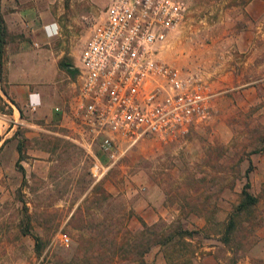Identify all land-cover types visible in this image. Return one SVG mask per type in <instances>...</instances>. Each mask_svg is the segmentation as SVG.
Returning <instances> with one entry per match:
<instances>
[{"label": "rangeland", "instance_id": "1", "mask_svg": "<svg viewBox=\"0 0 264 264\" xmlns=\"http://www.w3.org/2000/svg\"><path fill=\"white\" fill-rule=\"evenodd\" d=\"M184 1V19L157 50L160 60L182 71L199 66L185 63V56L195 43L207 41V32L223 31L219 15L227 4L241 0ZM107 2L0 0V264H141L129 260L123 226L139 228L135 206L145 202L152 215L147 224L179 219L195 229L184 255L191 256L188 264H264L263 52L256 58L259 79L253 88L211 92L207 87L209 114L203 122L177 140L144 135L130 145L121 143L113 160L98 151L96 140L67 111L60 120H49L39 105L17 104L5 88L10 77L19 82L18 54L27 49L62 52L58 66L66 62L74 68L90 22L102 16ZM15 10L22 11L27 27ZM48 17L56 23L50 39L34 32ZM237 25L236 20L231 31ZM236 55L232 51L226 62ZM17 145L24 175L15 164ZM94 156L107 165L98 179L90 171ZM247 158L249 191L257 202L235 215L229 242L223 244L217 232L245 181ZM61 234L68 236L66 244ZM180 256L167 260L164 248L152 245L142 264H175Z\"/></svg>", "mask_w": 264, "mask_h": 264}, {"label": "built area", "instance_id": "2", "mask_svg": "<svg viewBox=\"0 0 264 264\" xmlns=\"http://www.w3.org/2000/svg\"><path fill=\"white\" fill-rule=\"evenodd\" d=\"M186 11L184 0H108L102 16L90 22L64 111L106 158L144 135L182 138L208 117L210 94L201 74L157 57ZM35 94L28 93L26 106L39 103ZM94 158L90 171L98 179L107 165ZM60 241L66 244L68 236L61 234Z\"/></svg>", "mask_w": 264, "mask_h": 264}, {"label": "crops", "instance_id": "3", "mask_svg": "<svg viewBox=\"0 0 264 264\" xmlns=\"http://www.w3.org/2000/svg\"><path fill=\"white\" fill-rule=\"evenodd\" d=\"M234 9H237V12L233 11ZM14 13L22 22L21 25L27 27L28 22L23 20L22 11L15 10ZM218 13H220V8ZM219 18L225 23L222 27L223 31L207 32V41L201 45L195 43L189 55L185 56L187 60L184 61L192 63L195 67L199 65L192 70H197L205 78L211 92L221 88L230 89L244 86V88H253L259 79L256 72L259 63L256 58L258 52L264 53V0H241L229 3ZM236 20L238 27L233 32L231 30ZM209 27V25L206 26V28ZM54 29H56V23L48 17L42 19L40 26L36 27L34 32H37L39 37L45 35L50 39V36L47 35ZM232 51L236 52V59L232 60L231 58L228 63L226 61L230 58ZM61 54L62 52L57 55L49 54L47 51L37 53L36 50L29 49L18 54L22 59L21 63H23L18 65L17 71L20 75H17V78L19 82H14L10 77L5 87L13 96L15 103L24 105L28 93L35 92L34 98L39 102L37 105L42 111L40 112L44 113L49 120H54L56 117L61 119V111H64L69 91L72 90L71 71L74 70L66 62L64 68L58 66L57 61ZM215 58L216 60H214ZM36 59L38 64H36ZM10 60L11 57L5 59L6 62H10ZM228 64H230L229 67ZM53 105L58 106L60 110L53 111L51 109ZM15 110L17 111V108L13 107V115ZM135 209L144 221L152 219L147 202L144 206L136 205Z\"/></svg>", "mask_w": 264, "mask_h": 264}, {"label": "trees", "instance_id": "4", "mask_svg": "<svg viewBox=\"0 0 264 264\" xmlns=\"http://www.w3.org/2000/svg\"><path fill=\"white\" fill-rule=\"evenodd\" d=\"M2 47V38H1V16H0V51ZM63 62H59V65L64 68ZM66 69V68H65ZM74 69V68H73ZM75 69L71 71V77H74ZM260 147L264 148V136L260 137ZM20 147L17 145L18 157L15 161V164L19 167L21 173L24 175V169L19 164V160L22 157L20 154ZM251 168L250 158H247V166L244 169L245 181L240 186L238 191V198L235 203L232 204L231 209L227 213V218L224 223H222V229L219 230L218 238L223 242V244H227L229 242V234L235 225V215L240 213L241 211L250 210L252 206H254L257 202V197L251 191H249V180L248 173ZM97 185V184H94ZM100 189V187H97ZM130 217V214L124 215V219ZM140 226L135 230H131L127 223L123 226V234H126L125 251L129 253V260H137L142 264L143 257L142 255L152 246L158 245L164 248L165 257L167 260L175 256H180L179 259L175 260L176 263L183 262L184 264H188L190 262L189 257L184 256L187 253L188 246H191L190 236L194 233L195 229L188 228L184 226L179 219H174L170 221H165L162 218H159L158 221H155L151 224H147L141 217H138ZM210 219V217H209ZM208 220V217L206 219ZM205 223V222H204ZM205 225V224H203ZM203 228V226H201ZM28 230H25L24 233H27ZM114 235V234H113ZM189 238V239H188ZM34 239H37V236H34ZM180 242L179 247L176 248L177 242ZM184 249V250H183ZM195 250L190 249V255L194 253Z\"/></svg>", "mask_w": 264, "mask_h": 264}]
</instances>
